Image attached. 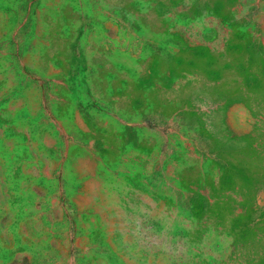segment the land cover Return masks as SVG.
I'll use <instances>...</instances> for the list:
<instances>
[{
	"label": "rangeland",
	"instance_id": "1",
	"mask_svg": "<svg viewBox=\"0 0 264 264\" xmlns=\"http://www.w3.org/2000/svg\"><path fill=\"white\" fill-rule=\"evenodd\" d=\"M0 264H264V0H0Z\"/></svg>",
	"mask_w": 264,
	"mask_h": 264
}]
</instances>
